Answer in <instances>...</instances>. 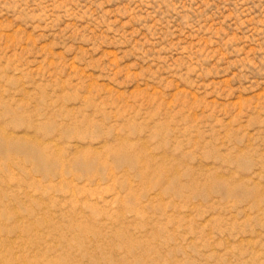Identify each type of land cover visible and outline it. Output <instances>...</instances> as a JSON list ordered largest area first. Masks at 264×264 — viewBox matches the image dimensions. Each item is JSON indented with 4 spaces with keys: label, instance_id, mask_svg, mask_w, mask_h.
Masks as SVG:
<instances>
[{
    "label": "rangeland",
    "instance_id": "374dc122",
    "mask_svg": "<svg viewBox=\"0 0 264 264\" xmlns=\"http://www.w3.org/2000/svg\"><path fill=\"white\" fill-rule=\"evenodd\" d=\"M72 220L112 264H264V0H0V259Z\"/></svg>",
    "mask_w": 264,
    "mask_h": 264
},
{
    "label": "bare ground",
    "instance_id": "6f19581e",
    "mask_svg": "<svg viewBox=\"0 0 264 264\" xmlns=\"http://www.w3.org/2000/svg\"><path fill=\"white\" fill-rule=\"evenodd\" d=\"M69 223L70 236L66 237L64 235H59L57 238H54L51 234L47 233L45 236L42 235L40 237V239L43 240L41 243L35 241L36 237L38 238L39 235L35 238L31 236V232L35 230L37 225H33L29 230H25L26 232L20 231L29 236L27 239L31 236L29 241L26 239V242L28 241L26 244L22 240L17 243L14 241L13 243L16 244L15 246L12 245L13 243L8 244V242L5 247H3V253L1 254L4 261H2L3 259L0 260L3 264H75L81 259H84L89 264H93V260L97 255V257L103 256L102 264H112V260H108L105 256L104 252L107 247L103 244L102 238L100 240L97 237V232L93 231L91 227H88L87 224L81 220H72ZM101 226L104 227V232L109 234L111 238L110 243L114 244L116 241L125 243V239H122L123 236L117 232L111 224L107 225L104 223ZM38 228H46L47 232L51 229L52 231L54 230L53 224L47 221L38 223ZM100 235L103 236L102 234ZM17 239H20V237ZM107 244L111 246V244ZM124 249L129 252L132 250V246L124 244ZM58 251L64 252L57 256L54 255Z\"/></svg>",
    "mask_w": 264,
    "mask_h": 264
}]
</instances>
